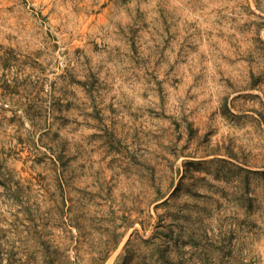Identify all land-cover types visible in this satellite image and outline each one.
I'll return each mask as SVG.
<instances>
[{
  "label": "rangeland",
  "instance_id": "374dc122",
  "mask_svg": "<svg viewBox=\"0 0 264 264\" xmlns=\"http://www.w3.org/2000/svg\"><path fill=\"white\" fill-rule=\"evenodd\" d=\"M44 244L264 264V0H0V249Z\"/></svg>",
  "mask_w": 264,
  "mask_h": 264
},
{
  "label": "trees",
  "instance_id": "16d2710c",
  "mask_svg": "<svg viewBox=\"0 0 264 264\" xmlns=\"http://www.w3.org/2000/svg\"><path fill=\"white\" fill-rule=\"evenodd\" d=\"M17 255L16 252L5 253L3 249H0V264H17L21 262L22 258H17ZM24 256L26 259L23 264H27L30 261L34 264H79L76 260L71 259L67 251L60 250L58 247L53 248L46 244L37 246L32 251H25ZM108 257L109 253L105 255L103 262L100 264H104Z\"/></svg>",
  "mask_w": 264,
  "mask_h": 264
}]
</instances>
